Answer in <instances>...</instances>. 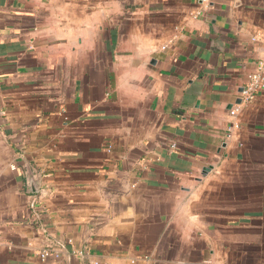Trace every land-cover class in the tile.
Segmentation results:
<instances>
[{
	"label": "crops",
	"instance_id": "crops-1",
	"mask_svg": "<svg viewBox=\"0 0 264 264\" xmlns=\"http://www.w3.org/2000/svg\"><path fill=\"white\" fill-rule=\"evenodd\" d=\"M261 61L264 0H0V264H264Z\"/></svg>",
	"mask_w": 264,
	"mask_h": 264
},
{
	"label": "built area",
	"instance_id": "built-area-1",
	"mask_svg": "<svg viewBox=\"0 0 264 264\" xmlns=\"http://www.w3.org/2000/svg\"><path fill=\"white\" fill-rule=\"evenodd\" d=\"M264 91V61L258 63L256 69L252 71L239 92V99L241 102H250L254 100L261 92ZM239 108V103L232 105L229 109L230 115H236ZM233 126H238V122H234ZM231 131V129H230ZM229 131V132H230ZM51 249L44 248L40 252V257L42 260H46L50 257ZM96 264H98L96 262Z\"/></svg>",
	"mask_w": 264,
	"mask_h": 264
},
{
	"label": "water",
	"instance_id": "water-1",
	"mask_svg": "<svg viewBox=\"0 0 264 264\" xmlns=\"http://www.w3.org/2000/svg\"><path fill=\"white\" fill-rule=\"evenodd\" d=\"M32 177L29 179V190L32 192H37L40 190L38 178L36 179L35 175L31 174Z\"/></svg>",
	"mask_w": 264,
	"mask_h": 264
}]
</instances>
